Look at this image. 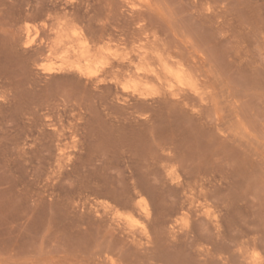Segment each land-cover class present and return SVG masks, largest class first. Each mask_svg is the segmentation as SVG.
Listing matches in <instances>:
<instances>
[{
	"label": "rangeland",
	"instance_id": "rangeland-1",
	"mask_svg": "<svg viewBox=\"0 0 264 264\" xmlns=\"http://www.w3.org/2000/svg\"><path fill=\"white\" fill-rule=\"evenodd\" d=\"M0 264H264V0H0Z\"/></svg>",
	"mask_w": 264,
	"mask_h": 264
},
{
	"label": "bare ground",
	"instance_id": "bare-ground-1",
	"mask_svg": "<svg viewBox=\"0 0 264 264\" xmlns=\"http://www.w3.org/2000/svg\"><path fill=\"white\" fill-rule=\"evenodd\" d=\"M65 13V12H64ZM69 14V13H68ZM76 16V15H75ZM68 18V17H67ZM66 20V19H65ZM77 21V20H76ZM62 22V21H61ZM68 23H70V22H68ZM64 29V28H63ZM67 29V28H66ZM59 30V29H58ZM70 30V29H69ZM52 31V30H51ZM56 31V30H55ZM61 31H62V29L60 30V33H61ZM66 32V31H65ZM57 33H58V31H57ZM56 35V34H55ZM59 36H60V34H58ZM58 36V38H60ZM63 36V35H62ZM67 37V36H66ZM65 37V38H66ZM97 39V38H96ZM99 39V38H98ZM31 40V39H30ZM28 41H29V39H28ZM73 41V40H72ZM97 41V40H96ZM121 41V40H120ZM30 42V41H29ZM33 42V41H32ZM74 42V41H73ZM87 42V41H86ZM85 41H83V42H81L80 44H79V46L77 47V48H75V46H74V54H72V55H75V63H73L74 65L72 66V70L74 71L73 73H76V76H78L80 79H82V80H84V85L85 86H92L93 88H95V89H99L100 87L99 86H103V85H106V82H107V78H106V75H107V73L108 72H104V73H102L101 75L99 74L100 72L99 71H101V70H99L98 72V74H96L97 73V71H96V73L94 72V73H92V71L93 70H91V72H89V70H90V68H91V66L93 67V65L97 62V59L99 58V56L102 54V51H103V49H97L96 48V46L95 47H91L89 44H87ZM153 42V41H152ZM152 42H150V43H152ZM158 42V41H157ZM55 43V42H54ZM144 43V42H143ZM149 43V42H148ZM74 44V43H73ZM119 44H120V42H119ZM158 44V43H157ZM77 45V44H76ZM147 45V44H146ZM60 46H62V45H60ZM59 46V47H60ZM135 46V45H134ZM52 47L53 48H56L55 46H53V44H52ZM51 47V48H52ZM62 47H65V46H62ZM97 47H99V45L97 46ZM151 47V46H150ZM149 47V48H150ZM137 48V47H136ZM50 49V48H49ZM57 49V48H56ZM145 49V48H144ZM53 50L55 51V49H50V52L52 53L53 52ZM105 50V49H104ZM63 51V50H62ZM137 51H138V49H137ZM49 52V51H48ZM64 52H67V51H63V53ZM133 52V51H132ZM135 52V51H134ZM55 54H56V52H55ZM54 53H53V55H55ZM155 54H158V53H155ZM154 54V55H155ZM145 55V54H144ZM160 55H158V57H159ZM74 57V56H73ZM127 57V56H126ZM131 57V56H130ZM147 57V56H146ZM145 57V58H146ZM138 58V57H137ZM141 58V57H140ZM139 58V59H140ZM148 58L151 60V56H149L148 55ZM160 58V57H159ZM71 59V58H70ZM118 59V58H117ZM126 59V58H125ZM167 59V58H166ZM132 60V59H131ZM137 60V59H136ZM136 60H135V63H136ZM146 60V59H145ZM134 61V60H133ZM138 61H140V60H138ZM147 61H149L148 59H147ZM152 61V60H151ZM154 61V60H153ZM74 62V61H73ZM109 62V61H108ZM124 63H125V61H123ZM141 62V61H140ZM155 62V61H154ZM84 63V65H82ZM127 63V62H126ZM134 64L135 65V63L134 62H131L130 61V64L129 65H131V64ZM148 63V62H147ZM158 63H161L159 66H160V70H161V68H162V70L161 71H159V72H162V75H163V73L165 74V76L167 75V76H170V77H173L175 80H177L178 82H180V83H182V85H183V83L184 82H187V81H184V82H182L183 80H184V75H183V72L182 71H176V70H173V68H171L170 66H169V64H167V63H164L163 61H160V60H158ZM175 63V62H174ZM181 63V62H180ZM98 64H99V60H98ZM121 64H122V61H121ZM141 64H144V62L143 63H141ZM146 64V63H145ZM144 64V65H145ZM153 64V63H152ZM97 65V64H96ZM118 65H119V63H118ZM128 65V64H127ZM144 65H142V67L144 66ZM171 66H173L172 64H170ZM181 65V64H180ZM106 66V65H105ZM115 66H116V64H115ZM138 66V65H137ZM149 67H153V65H148ZM175 66V65H174ZM181 66H183V65H181ZM96 67V66H95ZM95 67H93V68H95ZM141 67V68H142ZM145 67V66H144ZM178 67V66H177ZM97 68H98V65H97ZM135 68H136V70H138V71H140V70H142L140 67H136V65H135ZM154 69H155V67H153ZM181 68V67H180ZM179 68V69H180ZM184 68V67H183ZM92 69V68H91ZM144 69V68H143ZM176 69V68H175ZM97 70V69H96ZM120 70H122L121 68H120ZM156 70V69H155ZM152 71L153 72V74L155 75L154 77H156V78H158L159 76H160V74H159V72L158 71ZM186 70H187V68H186ZM104 71V70H103ZM108 71V70H107ZM68 72V71H67ZM70 72V71H69ZM72 72V71H71ZM113 72H116V71H113ZM127 72V71H126ZM125 72V73H126ZM148 73L150 72V71H147ZM187 72H188V70H187ZM123 73V72H122ZM134 73V72H133ZM139 73V72H138ZM151 73V72H150ZM112 74V73H111ZM110 74V75H111ZM187 74H189V72L187 73ZM115 75H116V73H115ZM114 75V76H115ZM135 75H137V74H135ZM144 75H146V74H144ZM143 75V76H144ZM151 75H152V73H151ZM113 76V77H114ZM127 76V75H126ZM134 76V75H133ZM111 77H112V75H111ZM112 77V78H113ZM161 77V76H160ZM78 78V79H79ZM138 78L140 79V76H138ZM137 78V79H138ZM153 77H151V79H152ZM116 78L114 77V80H115ZM136 79V78H135ZM134 79V80H135ZM142 79V78H141ZM186 79V78H185ZM191 79V78H190ZM125 80H127V78L125 79ZM133 80V79H132ZM146 80V79H145ZM155 80H157L158 81V79H155ZM172 79H170V80H167L168 81V83H170L169 81H171ZM192 80V79H191ZM191 80H189V81H191ZM109 81L110 80H108V83H109ZM112 81V80H111ZM119 81V80H118ZM141 81V80H140ZM143 81V80H142ZM151 81V80H150ZM149 81V82H150ZM120 82V81H119ZM136 82V81H135ZM172 82H174V81H172ZM193 82V81H192ZM118 83V82H117ZM117 83H116V85H117ZM133 83V82H132ZM147 83V82H146ZM111 84V83H110ZM148 84V83H147ZM150 84V83H149ZM167 84V83H166ZM187 84V83H186ZM186 84L184 85L185 87H186ZM114 85H115V83H114ZM190 86H192V85H190ZM189 86V87H190ZM113 87H115V86H113ZM170 87V86H169ZM108 88V87H107ZM103 89V88H102ZM183 90V89H182ZM170 177V176H169ZM171 177H172V174H171ZM173 178H175V177H173ZM175 180V179H174ZM132 183V182H131ZM182 184V183H181ZM180 185V184H179ZM138 187V186H137ZM188 187V186H187ZM135 188V187H134ZM144 188V187H143ZM146 188V187H145ZM135 189H137V188H135ZM133 190V189H132ZM152 191H154V190H152ZM143 192H146V193H151L150 192V190L149 189H145ZM142 192V193H143ZM139 195H140V191L139 192H137ZM138 194H136V195H138ZM144 194V193H143ZM142 194V195H143ZM152 194V193H151ZM154 196V195H153ZM106 198H108V197H106ZM115 199V198H114ZM118 202V201H117ZM129 203V202H128ZM115 204V203H114ZM124 205V204H123ZM131 205V204H130ZM138 205V207L140 208L139 210H141V212L143 213V214H145V215H149V210H148V206L147 205H145V204H143V203H139V204H137ZM125 206V205H124ZM123 206V207H124ZM115 207V206H114ZM120 207H121V205H120ZM126 209V208H125ZM130 209V208H129ZM113 212V211H112ZM128 214V213H127ZM131 214V213H130ZM134 215V214H133ZM139 215V214H138ZM125 216V215H124ZM127 217H129V215L127 216ZM143 218V217H142ZM132 219H133V217H132ZM137 219V218H136Z\"/></svg>",
	"mask_w": 264,
	"mask_h": 264
}]
</instances>
